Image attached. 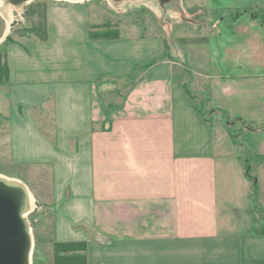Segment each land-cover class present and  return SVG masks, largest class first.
I'll list each match as a JSON object with an SVG mask.
<instances>
[{
  "label": "crops",
  "instance_id": "obj_1",
  "mask_svg": "<svg viewBox=\"0 0 264 264\" xmlns=\"http://www.w3.org/2000/svg\"><path fill=\"white\" fill-rule=\"evenodd\" d=\"M203 2L216 22H184L213 34L212 55L200 32L175 56L172 36L90 40L99 24L75 3L46 6L45 41L6 47L0 118L37 169L27 186L50 190L48 244L84 242L85 264H264L241 162L264 232V151L232 131L264 124V0Z\"/></svg>",
  "mask_w": 264,
  "mask_h": 264
},
{
  "label": "rangeland",
  "instance_id": "obj_2",
  "mask_svg": "<svg viewBox=\"0 0 264 264\" xmlns=\"http://www.w3.org/2000/svg\"><path fill=\"white\" fill-rule=\"evenodd\" d=\"M204 1V0H203ZM202 0H168L160 4L158 0H123L119 4H112L107 0H86L75 2L77 5H86L91 11V20L95 24H99L97 29L101 30L107 25L115 28L118 35L123 37H159L161 39H171L173 44L170 52L177 54V51L182 54L186 50L187 41L192 39L188 33L184 18L191 20H205L206 23L212 25L218 19V15L211 10H208L207 3ZM42 4H44V27H45V11L46 6L56 4H73V2L59 0H31L25 4L13 5L10 0H0V6H4L11 18V25L7 37L0 42V45L9 38L10 42L15 40L20 42L36 41L37 35L41 32V13ZM201 10V11H200ZM197 11H200L198 14ZM258 15V14H257ZM261 17V16H260ZM264 16L261 17V20ZM39 29V30H38ZM196 30V29H195ZM204 29H200V35L195 31L192 40L197 38H205V43L200 49L204 53L212 55L214 46L212 33L206 34ZM199 35V36H198ZM177 59V58H176ZM177 61V60H176ZM179 69V68H178ZM174 74H180L177 67L174 69ZM115 97V96H114ZM113 97V98H114ZM7 103V91L5 85L0 86V107ZM109 112V110L107 111ZM19 114H24L22 109ZM37 121L40 126L51 127L50 124H45V121L40 118L39 112L36 111ZM35 115V114H33ZM248 130L244 136L239 133V126L232 127L235 139L247 138L249 146H255L256 149L264 151V124H246L243 126ZM8 124L0 118V177L12 180L22 184L27 190L29 196V212L27 214V222L31 229L33 240L32 254L35 250L38 259L44 264H51L50 247V229L53 224L51 219L55 207L50 204V197L47 196L50 190L43 188H30L29 185H35L37 181V169L32 168L21 161V155L15 154L11 146V137L9 136ZM233 136V138H234ZM244 155L242 156V158ZM244 159V158H243ZM251 161L250 165L252 164ZM28 185V186H27ZM69 194L68 189H63V200ZM47 222L46 226L40 228L41 233L37 238V228L39 223ZM74 227V226H73ZM83 225L74 228L83 230ZM51 241V240H50ZM49 241V242H50ZM32 259V257H31ZM32 264V261H31Z\"/></svg>",
  "mask_w": 264,
  "mask_h": 264
},
{
  "label": "water",
  "instance_id": "obj_3",
  "mask_svg": "<svg viewBox=\"0 0 264 264\" xmlns=\"http://www.w3.org/2000/svg\"><path fill=\"white\" fill-rule=\"evenodd\" d=\"M31 0H10L21 5ZM81 2L86 0H59ZM119 4L123 0H107ZM160 4L168 0H158ZM29 196L25 187L0 177V264H31L33 240L27 222Z\"/></svg>",
  "mask_w": 264,
  "mask_h": 264
},
{
  "label": "trees",
  "instance_id": "obj_4",
  "mask_svg": "<svg viewBox=\"0 0 264 264\" xmlns=\"http://www.w3.org/2000/svg\"><path fill=\"white\" fill-rule=\"evenodd\" d=\"M41 15V33L37 35L38 41H45L46 33L44 27V4H42ZM101 30H95L97 27H90L89 39L96 40H115L118 38V32L115 28L110 26H103ZM39 30V29H38ZM9 38H7L0 45V86L6 85L8 80V67L6 63V47L10 44ZM252 157L246 156L241 162L243 163L245 176L251 184V207L250 216L253 226V234H263L262 223L263 213L262 208L257 200V185L256 178L250 167ZM51 252V264H85V243H55L50 247ZM32 264H44L42 263L34 250L32 254Z\"/></svg>",
  "mask_w": 264,
  "mask_h": 264
},
{
  "label": "bare ground",
  "instance_id": "obj_5",
  "mask_svg": "<svg viewBox=\"0 0 264 264\" xmlns=\"http://www.w3.org/2000/svg\"><path fill=\"white\" fill-rule=\"evenodd\" d=\"M11 25V18L7 9L0 6V42H2L8 35Z\"/></svg>",
  "mask_w": 264,
  "mask_h": 264
}]
</instances>
